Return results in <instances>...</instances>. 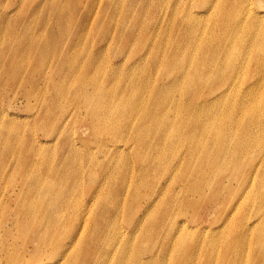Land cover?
<instances>
[{"label":"bare ground","instance_id":"1","mask_svg":"<svg viewBox=\"0 0 264 264\" xmlns=\"http://www.w3.org/2000/svg\"><path fill=\"white\" fill-rule=\"evenodd\" d=\"M239 1L241 7L235 13L227 5H236V0H221L215 7V17H237L238 26L235 41L218 46L221 62L211 58L205 63L199 55L181 58L173 64V72L179 77L167 85L169 92L159 85L154 90L153 86L134 89L130 79L123 78L121 64L109 59L108 50L93 48L100 38L121 53L127 45L134 46L139 30L132 25L142 21L137 16L139 10L134 14L135 22L128 25L123 20L117 24L115 15L109 20L92 15L91 21L72 22L73 36L63 42L61 62L67 64L63 69L67 77L61 84L54 82L62 115H57L56 128L47 135L55 152L62 148L66 152L57 154L52 162L54 153H49L37 137L36 147L26 155L20 147L16 149V170L23 180L30 178L33 187L26 196L28 212H21V205L16 203L9 208L14 212L9 225L14 221L15 229L19 227L21 212L27 217L23 228L31 233L34 244L31 240L32 250L28 243L21 249L0 245V264H39L42 256L45 264H264V107L246 105L251 97L264 98V14H250L244 9V0ZM65 25L58 26L62 38L68 32ZM138 28L147 32L148 41L157 40L148 24ZM160 40L159 48L167 38ZM27 41L30 44L29 36ZM125 41L129 43L123 45ZM36 43L45 52L38 58L41 73L49 63L54 43L50 34L37 36ZM196 47H200L199 42ZM253 65L257 74L250 78L246 74ZM61 69L56 72L58 78ZM133 77L141 78L137 73ZM25 83L31 86V77ZM216 83L219 86L214 89ZM141 95L147 96L144 109V103H139ZM37 98L42 113L47 114L43 120H48L54 100L42 93ZM64 104L70 105L66 121L72 116L70 110L85 113L80 121L87 128L82 131L92 130L99 158L88 146L94 143L73 138L71 130L67 133L61 126ZM115 144L113 165L107 171L103 153ZM9 156L0 150V162ZM8 163L9 170L4 173L9 177V159ZM35 171H43L45 179ZM85 180L92 187L88 189ZM213 180V186L218 184L214 190ZM143 191L145 195H141ZM127 198L133 199V204L144 201L128 224L131 235L121 232L117 222H113L112 230L109 225L101 228L97 223L105 220L106 213L114 220L123 215ZM198 202L204 206L213 202L211 209L217 217L219 212L216 227L185 235L188 221L177 224L176 219L193 207L194 212L199 209L201 204L195 206ZM94 211L100 212L96 223L91 218ZM127 211L132 212V206ZM158 212L165 216L156 220ZM170 215L175 224L165 232L164 218ZM8 217L1 227L6 228ZM109 234L113 236L106 241ZM136 237L141 238L139 245L133 239ZM155 237L164 244H154ZM28 251H35L36 257L25 255Z\"/></svg>","mask_w":264,"mask_h":264},{"label":"rangeland","instance_id":"2","mask_svg":"<svg viewBox=\"0 0 264 264\" xmlns=\"http://www.w3.org/2000/svg\"><path fill=\"white\" fill-rule=\"evenodd\" d=\"M220 1L221 0H118L117 2V0H110V2H108V0H90L87 2V0H67L66 2V0H0V150H4L10 155L0 162V223H5V219L9 216L6 228L10 229V232L6 234V228L0 226V245H9L10 247H14L15 245V247L21 249L23 245L28 243L31 250L33 249V245L30 244L32 235L23 228L24 221L27 220V217L21 215V212H28L26 209V205L28 204L26 196L29 194L33 184L30 178L23 180L16 170V164L15 161H13L15 159L16 149L20 147L23 156L26 155L27 150L36 147L35 137H37L39 141L43 142L44 148H46L49 153H54L52 162L57 154L60 153L62 155V153L65 154L66 152L64 148L59 152H55L53 144L48 143L51 142L48 136L52 130L56 128L57 115H62L61 100L56 97L54 82L56 81V84H61L63 78L65 79L67 77L66 74H63L64 66L67 64L61 63L65 48L63 42L69 41V38L73 36V23L76 20L85 18L91 21L92 15H97L96 18L105 20H109L112 15H115L117 24L123 20V22H127L128 25V23L135 22L134 14L139 10L140 14L137 16L142 19V21L139 20L140 22L133 23L132 25L134 30H139L136 31L139 40L133 44L134 46L129 47L127 45L129 42H122L123 45H127V47L123 48V52L121 53L119 50L116 51L111 49V43L103 44L100 38L99 41L93 45V48L99 46L100 50L103 48V51L108 50L109 59L113 64H121L123 78L127 80L130 79L134 89L142 86H146L147 88L153 86L154 90V87L159 85L163 86L164 92H169L170 89L167 88V85L173 81V78L179 77L178 72H173V66L176 61L183 57L188 58L189 56L194 57V55H199L203 57L202 61L205 63L211 61V58H216V61H218V58L219 64L222 60V53L220 52L221 47L218 46H220L221 43L223 44L224 41L230 44L233 40L235 41V35L238 32L237 17L233 18L232 16L230 18L223 15L221 17H215V7L217 2ZM236 2V5L233 3L227 5L234 13L235 10L238 11L241 7L240 1L236 0ZM245 3L246 6L244 7L243 4L242 6L244 9L249 10L250 14L252 13L256 16H262L264 14V0H262L260 5L259 0H244V4ZM32 9L34 13L33 16L31 12ZM57 9L60 11L59 15L56 13ZM62 23H65L66 29H68L65 38L60 36L58 30V26ZM145 24H148L155 32V36L157 37L156 41H148L147 32L145 33L141 28H138L139 25ZM45 34H50L52 43H54V49L51 51V58L48 65L39 73L37 66L41 65L38 63V58L40 55H44L45 52L37 46L36 39L37 36ZM90 34L91 30H89V36ZM28 36L31 38L30 44L27 41ZM162 38L165 40L167 38V41L159 48L161 43L160 39ZM197 42L200 43V47H196ZM71 47L72 49H76V46ZM22 53H25V55L22 56ZM247 57L248 56L243 55L242 58ZM61 67L62 75L58 78L56 72ZM136 73L141 76V78L145 77L148 78V80L143 82L141 78L135 79L133 76ZM256 74L257 70L253 65L246 75L253 78L256 77ZM29 77L32 79L31 86L25 83L26 79ZM218 86L219 84L216 83L213 88L216 89ZM39 93H42L49 100H54L53 106L49 109L50 118L48 120H43V115L47 114L42 113V105L40 99L37 98ZM146 97V95L138 97L142 100L139 101V103H144L141 106L142 109L145 108V104L148 105L145 102ZM153 107L154 105L152 108ZM64 108L65 111H63L61 126L67 128V133L71 130V136L73 138L94 143V145L90 144L88 146L92 149L95 157L99 158L100 155L96 148L98 144L95 143L92 130H88L85 133L82 131L87 128L84 126V122L80 121L85 115L83 110H70L72 116L66 121L64 117L70 105L66 107V104H64ZM11 128H13V131L8 132L7 129ZM74 132L75 135H72ZM5 136H8V138L4 141ZM121 147H123V145L119 146L120 149H122ZM115 149L116 144L113 148L107 149V151L103 153L106 155V162H108L105 166L107 171H109L113 165V153ZM104 155H102V158ZM259 155H261V152L256 154V156ZM8 159L12 163L9 177L5 176L4 173L9 170L10 164L8 163ZM58 165L59 164H57V167ZM96 167L97 165H94V169ZM44 169L45 168H42L41 170ZM26 170L28 171L27 166ZM35 173H40L45 179V173L43 171H35ZM85 181L88 189L92 187L90 183H87L88 180ZM213 184L214 180L211 184L214 190L215 186L218 184L214 186ZM235 187L236 184L234 185V189ZM150 193L151 190L149 191V194ZM145 194L146 191H143L141 195ZM77 195L80 198L81 192H78ZM84 199L87 203L88 199L86 196ZM133 201V199L128 200L127 198V207L123 215L116 217V220H114V216L104 213L105 220H101L97 224H99L101 228L109 225L112 230L113 222H117L121 232L124 231L131 235L132 228L128 224L131 220L136 218L140 207L144 205V201L142 200L139 204L138 202L133 204ZM37 202L39 203V201H36L35 204H37ZM213 202L207 205L208 207L198 202L195 206L198 207L201 204L199 209L196 208L197 210L194 212L193 207L189 209L190 211L182 212L184 216L181 214L180 216L182 217L176 219L177 224H181L180 222L183 220L186 222L188 221L186 223L185 235L187 233L193 234L196 229H199L201 232H208L209 230L215 229V222L219 217V212L217 217V212H213V209H211V204ZM16 203L21 205V212H19L18 219L19 227L17 229H15L14 221L12 226L9 225V219L14 214V212H9V208L13 209ZM129 205L133 208L132 212L127 211ZM232 207L233 205L230 208ZM92 210H94V208ZM97 214H100V212L97 213L94 211L91 216L94 222L98 220L99 216H97ZM159 214L160 212H158L156 220L161 216H165V214ZM164 220L167 222V226L164 228L165 232H167L169 228L174 226L175 218L170 215L164 218ZM112 236L113 234L107 235L106 241L112 238ZM114 236L116 238L118 237V235ZM150 236H147L144 240L147 241ZM133 239L136 245H139L141 242L140 237ZM157 242L159 246L164 244L163 239L160 242V240L158 241V238L155 237L154 244ZM32 243L34 244V240H32ZM31 254L33 257H36L35 251H32V253L28 251L25 255ZM42 258L43 256L37 260L39 264H45V261L41 260ZM219 263L220 261L217 264Z\"/></svg>","mask_w":264,"mask_h":264},{"label":"snow or ice","instance_id":"3","mask_svg":"<svg viewBox=\"0 0 264 264\" xmlns=\"http://www.w3.org/2000/svg\"><path fill=\"white\" fill-rule=\"evenodd\" d=\"M257 104L264 107V98H259L254 96L249 98V100L246 102V105H251V106H256Z\"/></svg>","mask_w":264,"mask_h":264}]
</instances>
